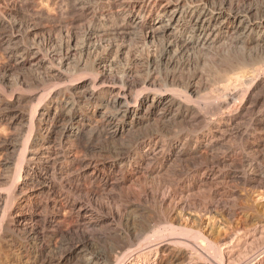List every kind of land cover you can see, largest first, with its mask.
<instances>
[{
	"label": "bare ground",
	"instance_id": "6f19581e",
	"mask_svg": "<svg viewBox=\"0 0 264 264\" xmlns=\"http://www.w3.org/2000/svg\"><path fill=\"white\" fill-rule=\"evenodd\" d=\"M259 5L255 0H70L57 28L56 21L51 25L34 13L11 17L0 11V49L7 60L0 65V83L12 92L25 71L37 73L41 83L34 92L33 112L22 110L16 116L20 126L32 132L30 149L24 146L21 152V165L26 164L22 185L3 201L4 208L15 198L28 206L15 212L16 229L5 228L8 251L22 250L27 264H213L220 247L187 227L180 235L198 243L165 237L162 220L132 229L130 239H105L101 247L77 242L54 258L52 238L40 229V220L48 210L45 204L64 211L71 197L92 182L147 183L173 163L196 158L202 162L191 175L194 179L193 174L202 172L195 180L200 185L218 178L263 180L264 168L254 165L252 153L231 148L220 161L214 155L216 146L231 134H248L249 129L264 134L263 100L253 104L257 115L247 120L248 126L240 124L237 114L229 120L218 113L209 116L207 106L196 102L211 89L212 99L222 104L224 97L239 94L241 79H253L254 73H248L235 80L228 77L232 81L222 77L224 85L218 82L221 74L228 76L233 53L243 57L249 46L264 47V9ZM37 25L48 30L46 40L37 39ZM199 65L221 67L217 75L204 71L185 82L181 70ZM20 96L7 101L0 93V110L16 108ZM262 139L253 152L264 148ZM225 163H230L228 169ZM82 167L87 172H79ZM56 170L64 179L62 189L49 177ZM231 194L226 189L219 197L225 200ZM48 222L54 225L53 234L60 235L63 222ZM167 225L177 231L172 223ZM260 251V259L254 256L244 264L264 259V249ZM153 252L160 256L157 262H149ZM4 255L0 246V261Z\"/></svg>",
	"mask_w": 264,
	"mask_h": 264
},
{
	"label": "rangeland",
	"instance_id": "374dc122",
	"mask_svg": "<svg viewBox=\"0 0 264 264\" xmlns=\"http://www.w3.org/2000/svg\"><path fill=\"white\" fill-rule=\"evenodd\" d=\"M68 1L70 0H0V11L11 15V17L12 15L14 17L34 13L39 18H43L42 20L46 23L50 22L49 24L51 25L56 21V25L53 24V27L57 28V23L66 15L64 6ZM255 2L260 4L259 6L264 9V0H255ZM35 31L38 36L37 39L40 38L41 40L38 39L40 41L46 40L49 35L48 30L40 25L36 26ZM78 36L82 37V34H78ZM249 49H254V51L248 50L246 52L248 55L245 53L243 57L241 55L238 56V52L231 55L230 72L228 76L221 74L218 81L219 83L224 79L232 81L228 77L232 76L231 79L235 80L239 75L254 73L253 79L251 78L249 81L244 80V82H241L243 81L242 79L240 80L241 87L239 86L240 91L237 96L232 99L226 96L222 99L223 102L221 104V101L216 102L210 96L212 90L206 89L208 90H205L206 94L203 91L204 94L202 93L200 99L196 101L197 103H201V106H203L202 104L207 106L206 112L209 113V116L218 113L217 116L224 115L225 119L229 120L231 119L229 116L233 114L235 116L237 114L241 116L239 119L240 124L248 126L247 120L251 116L257 115V112L253 111L252 108L258 99L263 100L261 109L264 115V84H262V80L264 81V47L255 48L254 46H249ZM257 49H261L262 51H257ZM240 56L243 60L246 59L244 63ZM247 60L253 63L248 66ZM6 61L5 55L0 49V65L6 63ZM240 61L243 63L242 66L240 65L242 64ZM244 64L247 65H245L246 68ZM214 67H205L204 65H199V67L191 66L189 69L186 67L184 70H181V74L185 77L183 80L185 81L187 79L185 82H188L200 72L205 71L204 74L207 72L208 74L214 73L216 75V72H218L219 74L221 66L219 65L218 67L216 65ZM20 76L24 80L21 79L17 86H15L16 88H13L12 92L7 84L0 83V89L3 91H0V93L2 94V98H5L7 101L13 100L14 96L18 97L23 95L22 97L20 96L22 101L19 102V106L16 104V108L8 111L0 110V246L6 251V255L3 256L4 258L2 257L0 264H27V259L23 257L22 250L19 252L16 251L15 253L8 251L9 248H7L5 241L7 239L5 228L10 227L16 229L13 223L14 214L16 211L22 210L28 205L24 202V199L15 198L11 205H7L4 208L3 201L6 196L15 195L16 193L14 191L17 192L18 187L22 185L24 181L23 177H25L26 164L23 162L21 165V161L25 158V155L22 156L21 152L24 146L30 147L27 142L32 132H28L29 129L24 130L20 126L16 116L22 110L29 109L33 112L35 109H33V106L36 107L37 104H35L36 99L34 94L38 88H41L37 73L25 71L20 73ZM224 82L226 81L220 84L224 85ZM11 93L12 97L10 95ZM258 133L249 129L248 134H231L226 139H223L217 145L218 147L216 146L214 155L216 154L217 158L219 156L218 160L220 161L223 154L231 148L246 154L247 152L248 154L252 153L251 155H253L252 157L255 161L254 165L258 168H262V166L264 168V148H261L258 154L257 152H253L254 144H258L264 138V134L261 136ZM14 143H17L15 144L17 149L13 147ZM79 156L82 157L81 154ZM201 162L200 158H196L173 163L170 168L166 167L161 172L153 174L147 183L142 182L144 187H142V183L128 184L125 186L113 184L105 186L102 182H92L90 186L89 184L86 185V191L84 189L82 193L74 194L67 208L61 212L54 210L53 204L48 201L49 203L45 204V206H48V210L45 214H42L40 229H43L44 234L46 233L52 238L49 241L50 250L52 249L51 255L53 254L52 256L54 258H58L64 250L77 242H89L97 247H101L105 239H114L122 236L130 239L129 234L132 229L146 226L145 223H150L151 221L162 220L166 222V225H161L160 230L165 237H169L170 235L181 241L184 236L180 235V231L187 227V229L191 228L194 231L201 232L202 236L207 240V243L211 241V243L217 245L216 247H220L219 252L216 251L217 255L212 261L213 264H244L254 256V258L257 256V260L260 259V250L264 249V179L250 182L247 180L231 181L218 178L216 180L210 179L211 181L208 180L209 182L207 181L205 185H200L195 180L198 177L200 178L202 172L197 171L193 174L195 175L194 179L191 173ZM228 164L225 166L226 169L230 167V163ZM159 165L160 163H157V168ZM18 169H21V171ZM55 172L51 171L49 177H51L55 186L57 188L59 187L58 189H62L64 179L57 170ZM79 172L84 173L87 170L85 167H82V170ZM180 175L184 177L182 178ZM167 188L169 191L166 190ZM226 189L230 190L232 194L224 200L219 197V192ZM166 191L168 193H165ZM72 217H79L76 219L78 222H71ZM52 218L56 219L57 222H63V231L58 236L52 232L54 225L48 222ZM171 223L173 224L172 227L177 231L169 229L171 227L167 224ZM261 227L263 228L260 229ZM19 232L17 233L19 234ZM133 240L135 239L132 238L131 241ZM131 241L127 240V243L130 244ZM182 241L187 242L189 245H194L199 242L197 239L195 241V239L191 240L186 237ZM155 254L156 252H153L149 257V262L158 261L160 256ZM261 262L264 264V259L258 261L257 264H262ZM206 263V261H202L201 264ZM65 264L73 263L66 262Z\"/></svg>",
	"mask_w": 264,
	"mask_h": 264
}]
</instances>
